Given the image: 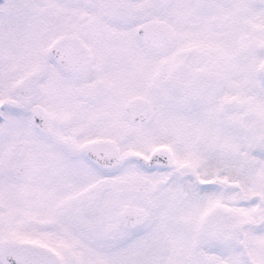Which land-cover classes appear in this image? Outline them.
<instances>
[{"label":"snow or ice","instance_id":"obj_1","mask_svg":"<svg viewBox=\"0 0 264 264\" xmlns=\"http://www.w3.org/2000/svg\"><path fill=\"white\" fill-rule=\"evenodd\" d=\"M0 264H264V0H0Z\"/></svg>","mask_w":264,"mask_h":264}]
</instances>
